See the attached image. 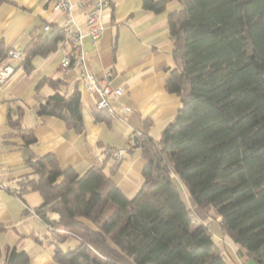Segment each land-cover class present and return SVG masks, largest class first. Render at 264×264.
Masks as SVG:
<instances>
[{
    "label": "trees",
    "instance_id": "1",
    "mask_svg": "<svg viewBox=\"0 0 264 264\" xmlns=\"http://www.w3.org/2000/svg\"><path fill=\"white\" fill-rule=\"evenodd\" d=\"M170 0H142L154 13ZM10 0H0V6ZM168 15L174 40L173 67L165 90L180 106L157 139L146 129L137 137L145 164L141 185L126 197L105 167L79 175L61 169L48 153L27 160L32 173L13 192H37V216L53 233L72 235L78 243L53 247L56 264H227L207 228L210 210L229 237L256 264H264V0H178ZM65 46L57 24L24 47L20 64L26 73L33 58ZM9 49L0 42V62ZM62 79L44 78L56 91L39 104L37 116H54L77 133L84 130L80 94L57 90ZM21 106L6 122L25 146L36 142L22 124ZM108 123V110L92 112ZM189 195L182 200L178 184ZM91 225V226H90ZM5 227L0 225V233ZM37 242L40 240L34 237ZM0 264H30L16 245L0 246Z\"/></svg>",
    "mask_w": 264,
    "mask_h": 264
},
{
    "label": "crops",
    "instance_id": "2",
    "mask_svg": "<svg viewBox=\"0 0 264 264\" xmlns=\"http://www.w3.org/2000/svg\"><path fill=\"white\" fill-rule=\"evenodd\" d=\"M10 1L0 6V42L9 50L13 47L24 49L33 37L48 32L45 25H58L62 20L61 13L52 11L51 0ZM179 8L178 0H170L162 12L154 13L142 8V0H110L103 12L101 36L95 42L84 38L87 69L99 81L107 75L110 86L124 90L118 102L108 109L112 113L108 123L93 120L96 93L80 88L74 75L61 78L58 68L64 49L33 58L30 73L22 69L21 63L8 60L14 73L0 86V225L5 227L0 240L10 235L11 242L4 243L26 251L30 264H56L52 258L53 247L58 245L66 250L78 241L74 244L76 238L72 235L53 233L41 221L35 212L42 204L37 192L20 197L13 192L17 181L32 173L27 162L29 158L50 153L61 169L72 168L79 175L92 166H104L108 172L118 162V167L109 174L111 181L128 198L139 189L145 162L135 142L146 130L143 120L150 122L147 133L157 139L180 106L179 98L165 90V82L174 64V40L167 17ZM74 15L86 32L80 9L76 8ZM44 78L62 79L63 83L57 88L60 92H79L85 125L81 133L67 128L57 117L37 116L39 104L56 91L49 84L37 88ZM16 106L23 108L22 124L31 128L36 138V142L29 146L24 145L6 122L8 110ZM122 106L129 111L119 115ZM107 149L125 150V157L115 162ZM177 185L181 197L185 193L189 201L187 191L179 183ZM209 213L211 220L207 228L227 264H256L241 247L223 235L215 211Z\"/></svg>",
    "mask_w": 264,
    "mask_h": 264
},
{
    "label": "built area",
    "instance_id": "3",
    "mask_svg": "<svg viewBox=\"0 0 264 264\" xmlns=\"http://www.w3.org/2000/svg\"><path fill=\"white\" fill-rule=\"evenodd\" d=\"M110 0H51L52 11L62 14V20L58 28L65 36V53L59 63V74L62 79L67 76H75L78 86L82 89L96 93L97 100L94 111L109 109L114 101H117L124 90L120 87H112L107 82V75L100 81L87 69L85 65V37L95 42L102 34V17L104 10L109 6ZM80 9L86 32H83L81 24L76 20L74 11ZM50 25H45V30H50ZM25 58L24 49L13 47L8 51V57L0 62V86L14 73V67L8 60L20 64ZM129 108L122 106L119 115H124ZM109 157L113 161H120L125 157V150L107 149Z\"/></svg>",
    "mask_w": 264,
    "mask_h": 264
},
{
    "label": "rangeland",
    "instance_id": "4",
    "mask_svg": "<svg viewBox=\"0 0 264 264\" xmlns=\"http://www.w3.org/2000/svg\"><path fill=\"white\" fill-rule=\"evenodd\" d=\"M117 102H118V101H114L113 104H114V103H117ZM182 198L184 199V201H185V202L189 205V207H190V203H189V201L187 200V198H186V196H185V193H183ZM9 237H10V235H8L5 239L0 240V245H1V246L4 245V244H5L4 242H11V241H10L11 239H9ZM74 241H75L74 244H76V243H77L76 239H75ZM74 246H75V245H74Z\"/></svg>",
    "mask_w": 264,
    "mask_h": 264
}]
</instances>
